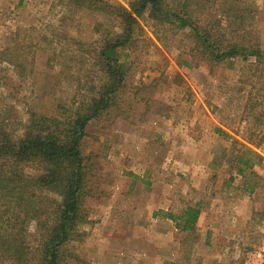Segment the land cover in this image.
Returning a JSON list of instances; mask_svg holds the SVG:
<instances>
[{
	"label": "rangeland",
	"instance_id": "1",
	"mask_svg": "<svg viewBox=\"0 0 264 264\" xmlns=\"http://www.w3.org/2000/svg\"><path fill=\"white\" fill-rule=\"evenodd\" d=\"M243 1L264 52V0ZM67 2L0 0V128L14 140L30 113L69 106L76 79L87 89L94 81L69 41H97L95 25L111 32L114 22L68 10ZM137 22L121 59L127 74L117 106L91 122L82 140L92 196L88 223L64 248L65 264H264V161L255 176L246 172L251 193L235 163L241 144L264 156V62L191 59L187 32L146 16ZM67 45L71 52L61 57ZM188 207L200 211L190 236L165 218ZM28 233L32 246L34 223Z\"/></svg>",
	"mask_w": 264,
	"mask_h": 264
},
{
	"label": "trees",
	"instance_id": "2",
	"mask_svg": "<svg viewBox=\"0 0 264 264\" xmlns=\"http://www.w3.org/2000/svg\"><path fill=\"white\" fill-rule=\"evenodd\" d=\"M243 5V0H129L124 5L68 0L66 9L87 10L114 24L111 32L96 24L98 40L92 43L69 41L88 64L85 74L91 77L88 82L94 80L89 89L76 79L69 106L58 107L50 116L30 113L16 140L0 128V264H65L64 248L81 236L79 229L89 217L85 199L92 196V184H88L91 169L82 155V140L91 122L117 106L127 74L121 59L139 30L137 19L146 16L172 32H187L193 43L191 59L199 56L219 65L253 58L255 64H261L264 52L253 31V11L244 10ZM68 45L60 56L70 51ZM183 66L192 65L186 61ZM78 93L82 95L77 100ZM241 146L242 153L235 157L236 174L242 179L243 192L251 193L255 186L248 177L255 176L252 169L264 160L256 152L257 146ZM199 215L196 207H188L165 218L190 236ZM32 223L35 243L31 246L28 228Z\"/></svg>",
	"mask_w": 264,
	"mask_h": 264
},
{
	"label": "crops",
	"instance_id": "3",
	"mask_svg": "<svg viewBox=\"0 0 264 264\" xmlns=\"http://www.w3.org/2000/svg\"><path fill=\"white\" fill-rule=\"evenodd\" d=\"M258 153V152H257ZM259 154V153H258ZM261 156H263V155H261ZM264 157V156H263Z\"/></svg>",
	"mask_w": 264,
	"mask_h": 264
}]
</instances>
